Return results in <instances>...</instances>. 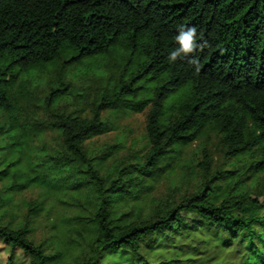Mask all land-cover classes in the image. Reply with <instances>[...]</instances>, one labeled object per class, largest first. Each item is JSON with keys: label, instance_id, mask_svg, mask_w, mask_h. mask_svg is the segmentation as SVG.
<instances>
[{"label": "trees", "instance_id": "1", "mask_svg": "<svg viewBox=\"0 0 264 264\" xmlns=\"http://www.w3.org/2000/svg\"><path fill=\"white\" fill-rule=\"evenodd\" d=\"M145 110L131 159L90 149ZM211 133L227 168L202 149L194 189L154 202ZM0 240L6 264H264V0H0Z\"/></svg>", "mask_w": 264, "mask_h": 264}, {"label": "rangeland", "instance_id": "2", "mask_svg": "<svg viewBox=\"0 0 264 264\" xmlns=\"http://www.w3.org/2000/svg\"><path fill=\"white\" fill-rule=\"evenodd\" d=\"M72 88L74 93H80L81 89L88 84L86 81V75L76 73L72 70L70 73ZM85 77V78H84ZM88 78V77H87ZM37 88L35 92L38 95H42L44 91L45 81L44 77L34 81ZM94 87L91 85L90 89L92 91ZM94 90V89H93ZM93 93V91H92ZM88 96L86 102L87 105L83 107L85 109L89 108L90 101L94 94ZM65 102H63V105ZM65 106L68 109H73L78 106V102L73 96L70 98ZM146 110L141 113H131V114H119L117 117L112 118L114 130L104 134L102 136L96 137L89 142L90 149L101 150L108 145L119 144L120 152L117 155V161H125L132 158V156L143 148L145 139V125H146ZM49 133L46 135V141L49 139ZM217 137L211 133L209 136L202 138L201 140L195 141L188 148H186L183 154L184 167L179 168L174 174L163 178L157 185L156 191L153 194V201L160 203L165 201L179 200L181 196L188 193L194 189L198 183V169L194 166L197 161L202 160L201 150H207L212 156V166H218L221 168H227L228 163L223 162L219 151L217 150ZM187 165V166H185ZM25 201H30L37 197V190H30L17 196ZM155 205V203H154ZM154 205L152 207H154ZM151 210V209H149ZM42 235V229L37 232V238ZM9 253V248L2 243L0 240V264H6V259ZM16 258L14 264H27V258L22 255L20 251H16Z\"/></svg>", "mask_w": 264, "mask_h": 264}, {"label": "clouds", "instance_id": "3", "mask_svg": "<svg viewBox=\"0 0 264 264\" xmlns=\"http://www.w3.org/2000/svg\"><path fill=\"white\" fill-rule=\"evenodd\" d=\"M195 29L185 31L182 27L180 34L176 37L179 42V48L170 53V59L175 61L178 57L183 58L191 53L195 47L194 44Z\"/></svg>", "mask_w": 264, "mask_h": 264}]
</instances>
